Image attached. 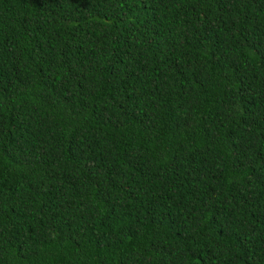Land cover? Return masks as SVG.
<instances>
[{
    "label": "trees",
    "instance_id": "obj_1",
    "mask_svg": "<svg viewBox=\"0 0 264 264\" xmlns=\"http://www.w3.org/2000/svg\"><path fill=\"white\" fill-rule=\"evenodd\" d=\"M0 264H264V0H0Z\"/></svg>",
    "mask_w": 264,
    "mask_h": 264
}]
</instances>
